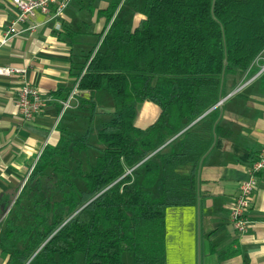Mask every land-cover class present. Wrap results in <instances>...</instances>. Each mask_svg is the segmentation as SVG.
Returning <instances> with one entry per match:
<instances>
[{"label": "trees", "instance_id": "16d2710c", "mask_svg": "<svg viewBox=\"0 0 264 264\" xmlns=\"http://www.w3.org/2000/svg\"><path fill=\"white\" fill-rule=\"evenodd\" d=\"M116 8L74 74L75 106L62 112L85 118L84 132L58 127L0 219L4 264H124L123 252L131 264H165V209L193 203L215 105L264 50V0ZM95 93L113 106L98 127ZM141 101L159 108L143 129L133 125Z\"/></svg>", "mask_w": 264, "mask_h": 264}, {"label": "crops", "instance_id": "0c3cea01", "mask_svg": "<svg viewBox=\"0 0 264 264\" xmlns=\"http://www.w3.org/2000/svg\"><path fill=\"white\" fill-rule=\"evenodd\" d=\"M120 3L69 0L55 17L34 11L16 34L0 43V67L21 70L0 74V219L42 148L55 144L58 127L86 128V119L74 112L59 115L58 100L69 91L74 74L106 29V13ZM13 13L11 0H0V38ZM23 83L35 86L45 99L31 120H23L15 105L16 90ZM234 89L215 106L211 126L203 134L208 148L196 166L193 203L165 209V264H264V174L255 175L247 210L250 227L238 233L228 219L239 183L264 148V50ZM94 99L93 120L99 113L108 116L113 106L103 109V94L95 93ZM158 114L157 105L141 101L135 105L133 125L143 129ZM5 261L0 253V264Z\"/></svg>", "mask_w": 264, "mask_h": 264}, {"label": "built area", "instance_id": "2783aa9c", "mask_svg": "<svg viewBox=\"0 0 264 264\" xmlns=\"http://www.w3.org/2000/svg\"><path fill=\"white\" fill-rule=\"evenodd\" d=\"M68 2L69 0H11L14 9L13 17L2 31L0 43H4L10 36L16 34L19 24L25 22L34 11L55 17L60 14ZM30 29L32 30L33 26L30 25ZM20 71V69L14 67H0V74L4 75L18 74ZM76 84L74 82L65 97L58 100L60 105L59 115L64 110L75 106ZM236 90L238 89L234 91ZM44 100L36 87L28 83L21 84L15 93V105L19 116L23 120H31L39 112ZM220 103L221 100L217 102V105ZM32 166L33 164L29 167L27 173H29ZM257 174H264V148L260 149L256 158L250 162L247 177L239 183L237 193L229 206L228 219L233 229L238 233L245 232L251 224L247 210L255 190V175Z\"/></svg>", "mask_w": 264, "mask_h": 264}, {"label": "rangeland", "instance_id": "374dc122", "mask_svg": "<svg viewBox=\"0 0 264 264\" xmlns=\"http://www.w3.org/2000/svg\"><path fill=\"white\" fill-rule=\"evenodd\" d=\"M121 2H122V0H121ZM102 104H103V109L104 110H105V108L112 107V100H111V98L109 96L103 95ZM107 118H108V116H106V113L96 114L95 117H94V120H93V124H95V123L100 124L102 121L106 120ZM77 126L78 127L75 129V132H78V133L84 132V130H85L84 129L85 128L84 126H81V125H77ZM79 126H80V128H79ZM90 140L91 141H96L95 140V135H92L90 137ZM97 155H98V151L96 149L91 148V149H89L87 151V156L90 158L91 162H93L94 158ZM121 259L123 260L124 264H131V257H130V255L128 253L123 252L121 254Z\"/></svg>", "mask_w": 264, "mask_h": 264}, {"label": "bare ground", "instance_id": "6f19581e", "mask_svg": "<svg viewBox=\"0 0 264 264\" xmlns=\"http://www.w3.org/2000/svg\"><path fill=\"white\" fill-rule=\"evenodd\" d=\"M233 91H234V90H233ZM228 95H229V94H228ZM228 95H227V96H228ZM221 101H222V100H221ZM218 105H219V104H218ZM215 106H217V104H216Z\"/></svg>", "mask_w": 264, "mask_h": 264}, {"label": "water", "instance_id": "95a60500", "mask_svg": "<svg viewBox=\"0 0 264 264\" xmlns=\"http://www.w3.org/2000/svg\"><path fill=\"white\" fill-rule=\"evenodd\" d=\"M13 200V199H12Z\"/></svg>", "mask_w": 264, "mask_h": 264}]
</instances>
